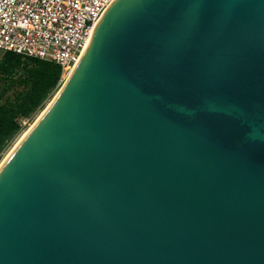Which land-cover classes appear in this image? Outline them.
<instances>
[{"label": "water", "instance_id": "obj_1", "mask_svg": "<svg viewBox=\"0 0 264 264\" xmlns=\"http://www.w3.org/2000/svg\"><path fill=\"white\" fill-rule=\"evenodd\" d=\"M0 264H264V0H113L0 163Z\"/></svg>", "mask_w": 264, "mask_h": 264}, {"label": "built area", "instance_id": "obj_2", "mask_svg": "<svg viewBox=\"0 0 264 264\" xmlns=\"http://www.w3.org/2000/svg\"><path fill=\"white\" fill-rule=\"evenodd\" d=\"M113 0H0V50L73 66Z\"/></svg>", "mask_w": 264, "mask_h": 264}, {"label": "trees", "instance_id": "obj_3", "mask_svg": "<svg viewBox=\"0 0 264 264\" xmlns=\"http://www.w3.org/2000/svg\"><path fill=\"white\" fill-rule=\"evenodd\" d=\"M61 67L51 61L3 51L0 57V155L57 91ZM11 91L9 95L7 92Z\"/></svg>", "mask_w": 264, "mask_h": 264}, {"label": "rangeland", "instance_id": "obj_4", "mask_svg": "<svg viewBox=\"0 0 264 264\" xmlns=\"http://www.w3.org/2000/svg\"><path fill=\"white\" fill-rule=\"evenodd\" d=\"M3 51L0 50V57L2 55ZM65 80V76L61 75V78H60V82H64ZM3 80L0 79V87H1V84H2ZM11 93V91L7 92L6 95H9ZM54 95V94H53ZM53 95L51 96V98L53 97ZM51 98L45 103L44 107L30 120H26V119H21V124L23 126V130L21 131V133L14 139V141L12 143H10V145L7 147V149L0 155V163L1 161L3 160L4 156L7 155V152L10 151V148L13 147V145L18 141L19 137L23 134V132L25 130H27L30 125L35 121V119L38 117V115L40 114V112L46 107V105L49 103V101L51 100ZM3 99L1 98L0 99V102L2 101Z\"/></svg>", "mask_w": 264, "mask_h": 264}, {"label": "bare ground", "instance_id": "obj_5", "mask_svg": "<svg viewBox=\"0 0 264 264\" xmlns=\"http://www.w3.org/2000/svg\"><path fill=\"white\" fill-rule=\"evenodd\" d=\"M75 64H76V63H75ZM75 64H74V65H75ZM74 65H73V66H69V67H65V68L62 70V75L65 76V80H66V78L69 76V74L71 73V71H72ZM65 80H64V81H65ZM48 104H49V103H48ZM46 106H47V105H46ZM45 108H46V107H45ZM45 108H44V109H45ZM44 109L40 112V114L44 111ZM40 114H39V115H40ZM39 115H38V117H39ZM38 117H37V118H38ZM37 118H36V119H37ZM30 126H31V125H30ZM26 131H27V130H25V131L23 132V134H24ZM23 134H22V135H23ZM22 135H21L20 137H22ZM20 137H19V139H20ZM19 139H18V140H19ZM10 149H11V148H10ZM8 152H9V151H8ZM8 152H7V153H8ZM5 156H6V155H5ZM5 156H4V157H5ZM3 159H4V158H3Z\"/></svg>", "mask_w": 264, "mask_h": 264}]
</instances>
